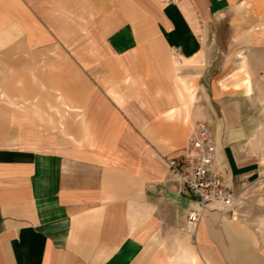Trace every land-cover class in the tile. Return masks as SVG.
Listing matches in <instances>:
<instances>
[{
	"label": "crops",
	"instance_id": "obj_1",
	"mask_svg": "<svg viewBox=\"0 0 264 264\" xmlns=\"http://www.w3.org/2000/svg\"><path fill=\"white\" fill-rule=\"evenodd\" d=\"M233 6L0 0V264H264V192L251 222L213 206L187 232L195 197L166 166L205 123L226 184H264L261 147L231 142L201 81L196 19Z\"/></svg>",
	"mask_w": 264,
	"mask_h": 264
},
{
	"label": "rangeland",
	"instance_id": "obj_2",
	"mask_svg": "<svg viewBox=\"0 0 264 264\" xmlns=\"http://www.w3.org/2000/svg\"><path fill=\"white\" fill-rule=\"evenodd\" d=\"M233 7L217 16L205 18L199 15L196 19L205 53L211 52L208 71L201 81L206 85L207 94L210 95V89L212 91L213 117L222 120L226 128L234 131L231 142L240 146L243 140L250 146V151L254 141L261 147L264 174V0H240V10ZM239 33L240 41L237 40ZM216 34L225 39L214 40ZM250 48L260 50L257 56L250 59L253 65L250 67L256 70L253 75L248 72L244 56ZM194 92L198 106L203 108L204 88ZM240 112L248 118L245 127L253 132L248 137H240ZM259 192H264V184H250L241 199L238 192L237 219L251 222ZM241 210L245 217L240 218Z\"/></svg>",
	"mask_w": 264,
	"mask_h": 264
},
{
	"label": "built area",
	"instance_id": "obj_3",
	"mask_svg": "<svg viewBox=\"0 0 264 264\" xmlns=\"http://www.w3.org/2000/svg\"><path fill=\"white\" fill-rule=\"evenodd\" d=\"M166 166L181 181L184 190L195 197L183 228L187 232H194L203 214L214 209L213 206L232 215L239 204V194L226 184L218 168L215 140L205 123H199L189 136L184 154L166 160Z\"/></svg>",
	"mask_w": 264,
	"mask_h": 264
}]
</instances>
